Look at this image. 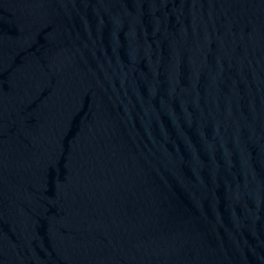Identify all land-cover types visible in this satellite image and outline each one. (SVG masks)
<instances>
[{"label":"water","instance_id":"95a60500","mask_svg":"<svg viewBox=\"0 0 264 264\" xmlns=\"http://www.w3.org/2000/svg\"><path fill=\"white\" fill-rule=\"evenodd\" d=\"M0 264H264V42L213 0H0Z\"/></svg>","mask_w":264,"mask_h":264}]
</instances>
